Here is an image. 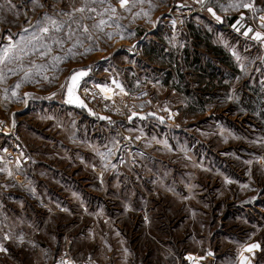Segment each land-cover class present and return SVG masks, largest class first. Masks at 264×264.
Masks as SVG:
<instances>
[{"label": "rangeland", "instance_id": "1", "mask_svg": "<svg viewBox=\"0 0 264 264\" xmlns=\"http://www.w3.org/2000/svg\"><path fill=\"white\" fill-rule=\"evenodd\" d=\"M191 1L133 0L125 11L118 0H0V132L14 124L20 135L0 133V264H209L214 253L216 264L239 253L247 264L251 242L264 264V53L243 47L241 73L224 58L208 85L201 69L216 75L200 56L180 61L168 86L153 82L160 44L185 46L190 26L203 43L206 22L183 8ZM85 5L96 11H75ZM76 72L106 100L147 88L141 121L124 134L100 125L78 152L32 153L15 115L22 98Z\"/></svg>", "mask_w": 264, "mask_h": 264}, {"label": "crops", "instance_id": "2", "mask_svg": "<svg viewBox=\"0 0 264 264\" xmlns=\"http://www.w3.org/2000/svg\"><path fill=\"white\" fill-rule=\"evenodd\" d=\"M190 3L185 4L186 7L183 8L192 12L191 17L196 16L206 22V30L204 28L201 29L203 43L200 48L193 44L196 28L195 26H190V29H187L186 32L187 39L183 43L185 46H181L175 51L169 50L168 52L165 46L162 48L160 44L158 46L159 50L155 49L152 57L153 82L156 85L162 86L161 84H163L168 86L166 85L167 80L172 75L173 70L176 72L179 69L180 61L189 63L188 61L191 57L193 58L192 62H197V56L205 57L206 63L214 70L216 76H209L207 69H201V71L206 72L205 85H208V78H211V83L215 78L218 80L219 65H223L224 58L232 61L233 72L241 73V52L243 47H249V50L245 51V53L254 55L253 52L255 50L256 52L258 50L264 53V39L256 40L253 38L257 32L264 36V27H262L264 21L260 19L261 16H264V0H203L202 3L200 0H192ZM244 4H250L252 7H242ZM209 8L215 12V16L208 11ZM252 15L257 25L255 30L240 23L242 18ZM216 16H219L220 19L217 20ZM237 21H239V24H237ZM233 25H236V27L234 28ZM236 28H239V31ZM249 28L252 31L245 36L244 32ZM155 45L157 46V42H155ZM223 73L222 71L220 74L222 75L221 78L224 77ZM87 75L80 78L78 87L74 89V95L83 101L84 106L67 102V87L71 83L70 78L64 84V87L55 91L34 92L24 95L22 102L19 104V110L15 112V115L20 122H25L21 126L22 132L26 134L25 132L30 131V134H26L29 140H24L23 143H26L27 148L32 153L39 151L48 156V152L53 151L64 156L63 154L66 152H78L81 149V145L91 142V138L96 135V129L100 125L106 127L109 133L115 130L122 134L124 130L128 133L127 130L135 128L138 122L141 121L142 116L138 114H134L125 122L111 120L110 118L98 119L91 115L80 94V88L84 83H92L87 81ZM110 122H116L117 124L113 125ZM2 135L8 136L5 132ZM28 144L32 145L28 146ZM252 245L257 247L253 248ZM260 245L259 242H251L244 246L242 250L244 251L245 260L247 259V264H257L256 258L259 257L263 250ZM246 248L251 250L246 251ZM241 256L242 254L239 253L236 264H241ZM217 257V253H214L211 257L207 256L209 262L211 261L209 264H216ZM197 259L199 260V258ZM184 261L186 264H190L188 260L184 259ZM199 264H205L202 258Z\"/></svg>", "mask_w": 264, "mask_h": 264}, {"label": "built area", "instance_id": "3", "mask_svg": "<svg viewBox=\"0 0 264 264\" xmlns=\"http://www.w3.org/2000/svg\"><path fill=\"white\" fill-rule=\"evenodd\" d=\"M189 14H183L181 17L175 19L177 24L184 25L188 19ZM251 19H247L245 22L252 27H257L254 24L253 16ZM80 94L84 99L85 105L90 114L95 117H109L126 121L132 114L141 112L149 105L150 93L147 88H139L132 92V94L126 99L106 100L103 98L100 91L95 87L94 83H87L80 90ZM4 122V121H1ZM3 124V123H2ZM8 130H1L0 133H7L15 144H19L20 135L14 128V124L6 127ZM73 264H91L89 259Z\"/></svg>", "mask_w": 264, "mask_h": 264}, {"label": "snow or ice", "instance_id": "4", "mask_svg": "<svg viewBox=\"0 0 264 264\" xmlns=\"http://www.w3.org/2000/svg\"><path fill=\"white\" fill-rule=\"evenodd\" d=\"M10 2H11V0H9V3ZM32 2L35 3L36 0H32ZM95 2H96V0H93V3H95ZM100 2L103 3L104 0H100ZM200 2L202 3L203 0H200ZM118 3H119V7L121 9H124L125 11L129 10V5L130 4H133V6H134L133 0H118ZM12 7H16V6L15 5H12ZM242 7L250 8V7H252V5H250V4H244V5H242ZM75 11L76 12H81V13H83L85 11L95 12L96 9L95 8H89V7H87V5H85L83 7L76 8ZM106 11H110L111 13L115 14L117 12V9L115 7H113L111 4H109L108 9H106ZM208 11L211 12L214 16L216 15L215 12H213V10L211 8H209ZM66 15H71V14L70 13H66ZM216 19L219 20L220 17L219 16H216ZM260 19H261V21H264V16H261ZM51 23L53 25H56V21L55 20H51ZM105 23H106V21H104L102 19V20H100L99 25H96L95 27H100L101 25H104ZM237 24H239V21H237ZM233 27L235 28L236 25H233ZM262 27H264V25H262ZM236 30L239 31V28H236ZM25 31H26V29H25ZM41 31L47 33L48 32V28L47 27H44V28L41 29ZM57 31H59V27H57ZM83 31L85 33H87L88 32V27L87 26H84L83 27ZM251 31H252V29L249 28L246 32H244V35L247 36L248 33L251 32ZM71 34H72L71 32L68 33L69 36H71ZM108 38L109 39L112 38V35L110 33L108 34ZM121 38L123 39V36H121ZM253 38L256 39V40H262V39H264V36H262L261 33L257 32V33H255V35H254ZM89 39H91V37H89ZM90 50L91 49H89V51ZM69 51H71V49H69ZM54 59L59 60L60 58L57 57V58H54ZM27 75H28V73L25 74V77H27ZM85 75H87V73H85V72H76V73H74L70 77L71 83L67 87V91H68V100H67V102L68 103H76V104H78L80 106H84L83 105V101H81L79 99V97H77V96L74 95V89L76 87H78L80 78H82ZM45 79H47V77H45ZM16 87L19 88L20 85L17 84ZM61 87H64V85H61ZM102 91H105L106 92L108 90L107 89H102ZM13 95L15 96L16 93L13 92ZM101 119H106V118L105 117H101ZM9 175H11V173H9ZM245 187H246V185H245ZM8 238L9 237H7V236L5 237V239H8ZM252 247L255 248L257 246L256 245H252ZM5 250L6 249H4V248H0V251H5ZM249 250H251V249H249ZM209 255H211V253H209ZM189 259H191V257H189ZM62 264H67V262L66 261H62Z\"/></svg>", "mask_w": 264, "mask_h": 264}]
</instances>
